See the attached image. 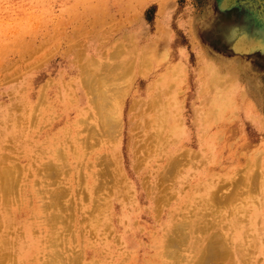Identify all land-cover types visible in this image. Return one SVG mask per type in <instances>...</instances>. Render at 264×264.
Here are the masks:
<instances>
[{"label": "rangeland", "instance_id": "obj_1", "mask_svg": "<svg viewBox=\"0 0 264 264\" xmlns=\"http://www.w3.org/2000/svg\"><path fill=\"white\" fill-rule=\"evenodd\" d=\"M10 1L0 0L1 33L10 32V37L15 30L11 27L23 23L39 26V33L29 29L31 35L54 34L44 44L41 37L36 40L34 58L24 56L29 60L5 72L0 68V164L11 168L14 180L18 176L14 190L0 192V210L7 212L0 218V236L12 244L11 254L17 258L12 261L199 264L200 253L184 240L178 256L166 254L171 249L165 245L170 228L166 215L172 212L171 226L182 234L203 241L218 234L219 257L205 264H264V0ZM224 15L234 26L233 48L218 32L217 22ZM96 16L102 20L100 30L84 29ZM76 28L80 34L72 48L67 38ZM1 33L0 49L12 43ZM132 46L147 57L143 74L129 56ZM76 48L93 54L92 64L79 68L72 60ZM16 60L17 54L5 59L6 64ZM177 64L179 73L159 97L157 78L169 70L172 74ZM113 74L128 90L125 114L134 98L145 113L135 118L132 146L126 122L120 139L112 141L90 130L99 128V122L86 107L85 82L96 79L92 83L102 88ZM227 93H233L232 101L225 104ZM163 102L174 113L178 136L163 120L162 126L152 127L148 139L140 122L150 120V111L166 116ZM77 118L83 123L77 125ZM197 123L201 146L194 135ZM109 145L110 152L104 149ZM170 156L176 163L166 160ZM227 157L238 162L226 165ZM130 158H138L137 168ZM155 196L160 198L159 220L152 212ZM47 203L51 205L26 227L11 223L22 205L42 209ZM51 212L57 216L53 220L48 219ZM55 229L59 235H53ZM76 231L83 234L79 240L73 237ZM18 239L28 240L35 253L23 263L14 246ZM50 245L60 253L56 263L52 258L47 262ZM77 254L81 261L75 262Z\"/></svg>", "mask_w": 264, "mask_h": 264}, {"label": "bare ground", "instance_id": "obj_2", "mask_svg": "<svg viewBox=\"0 0 264 264\" xmlns=\"http://www.w3.org/2000/svg\"><path fill=\"white\" fill-rule=\"evenodd\" d=\"M36 1L39 3L41 0H36ZM36 1H34V2H36ZM33 7H34V5H33ZM88 10H89L90 13L94 12L93 8H89ZM62 21L63 20L56 21L55 23H53L52 26L53 25L54 26H53V28H50V31L53 32L55 30V28H56L55 25L60 24ZM101 21L102 20L100 18H98L97 16L96 17H92L91 19L87 20V23L85 24L84 29L100 30ZM34 23H36V22H34ZM22 24H19L17 26L13 25L11 27V29H15V30L12 31V33H11L12 35L10 37H9V33L10 32L9 33H3V32L1 33L0 32L1 34H5L8 38H10L12 40V43H7V45L4 46V48L0 49V61H1V64L3 63L0 66V68L4 72H5V70L7 68H13V67L17 66L18 64H21L24 60L25 61L29 60V59L25 58L24 56H28L29 58H34V56H32V55L35 54L37 52V50H38V46H36L35 42H36V40L39 37H41V39H40L41 44L46 43L48 40H54V34H51V32H48L47 34H44V35H42V34H40V35H37V34L36 35H31V34H29V29H31V31H35V32L39 33V31L36 30V29L39 28L38 25H36L35 27H32V25L31 26H29V25L21 26ZM217 27H218V32L220 33V36L222 37V39H221L222 42H227L228 46L233 48L232 47L233 45H231L232 44L231 43V35H232L231 32L234 31L233 23L228 19V17H226V15H224V16L219 18V21L217 22ZM79 32H80L79 29L76 28V30L72 32V34L69 36V38H67V42L72 43L71 44L72 48L75 47L73 42H75V40L79 37V34H80ZM260 36L261 35H259V37ZM27 37H28V39H27ZM30 39H33V40H30ZM93 39H96V38L93 37ZM260 39H261V41L264 40V34L261 36ZM55 42H57V41L55 40ZM230 50H233V49H230ZM72 52L74 54V58L72 60H73V62L76 60V62L78 63L77 65L80 66L79 68H83V69L86 68L89 64H92L91 62L94 60V58H93L94 55L93 54H87V52L82 51V50L79 51L77 48L73 49ZM142 52L143 51L141 49L135 48L133 46L128 51V53H130L129 56H130L131 60L137 61V64L139 65V67H138L139 69L136 70L137 73H139V74L145 73L142 70L141 66H143L144 63L146 64L145 61L147 59V57ZM10 54H17V60H16V62H9V64H6L7 62L5 61V59ZM112 54L113 53H111L110 56H112ZM115 55H116V53H115ZM235 56H239V55L238 54L233 55V57H235ZM80 59L83 61L81 64H80ZM18 62H20V63H18ZM218 64L222 65L223 62L218 60ZM26 65H28V64L24 63V66H26ZM177 65L173 67L172 74L170 73V70H169L168 74L165 73L161 77L157 78L156 82H157V86H158V89H159L157 95L159 97L164 95V91H165L166 86L168 87L170 82L174 79L175 75L179 73V70L181 68L179 67V65L178 66ZM216 66L220 67L218 65H216ZM110 70L112 71V69H110ZM110 70H109V72H111ZM113 72H115V71L113 70L111 73H113ZM210 72H216V69H214L213 71H209V73ZM89 75H87V76H89ZM113 75H112V77L110 76L111 78L108 77L109 79L106 78V79H108L107 82H109V83H106V81H104L105 78L102 79V81H104V83H106L105 85L102 86V88L100 86L97 88L96 85L94 83H92L96 79L93 80L92 82H90V81H86L85 82V86H86V89H87V96H88L87 97L88 105L86 107H87V109L88 108L90 109V112H91V109H92L93 114H94V118H97V120L99 122V128H92L91 127L90 130H94L95 132H92V131H90V132L95 133L97 136H102L101 137L102 139L104 138V136H106L107 140H110V141L115 140V139H120V135L124 131V126H125V122H126V123H128V132H129V136H130L129 141H130V144L132 146V144L134 143V137L132 136L133 134L131 135V132L134 129L133 125L137 124L135 118L136 117L141 118L142 116L144 118L145 117V113H144L143 110L139 109V107L137 106L139 101L137 100V98H134L129 103L128 113L125 114V110L124 109H125V105L127 103L126 96L128 94V90H126L125 88L122 89L123 87H121V85H120V77L115 75V74H113ZM213 75L217 76L216 74H213ZM92 76H93V74H92ZM205 76L207 77V72H205ZM7 77H8V74H7ZM9 78H10V76H9ZM86 78L88 79L89 77H86ZM97 82H99V81H97ZM232 95H233V93H227L228 99L224 100L222 102H224L225 104L227 102H231L232 101L231 100V96ZM221 100H223V99L221 98ZM80 102H81V100L78 99L77 102H76V105L74 107V110L77 113H78V111L81 110L80 109V105H81ZM163 103H164V108H166L165 110L168 112L166 116H163V114H160L159 117H158L157 116L158 113H156V112L153 113L152 111H150L148 113V116L150 117V120L147 123L140 122V124L142 125L141 128L146 131V136H147L148 139H150L151 136H152V131H151L152 127H154L155 125L157 127L162 126L163 125L162 124L163 120L165 121L166 125H167L166 121L168 122L169 126L172 128V131L178 136L179 126L175 123L176 122V118H173L174 117V113L172 112V110H169L167 108V107H169L168 106V102H163ZM142 104H143V102H142ZM248 104L250 105V102ZM152 105H153V103H152ZM155 105H157V104H155ZM68 107H69V109L71 108V106L69 104H68ZM152 109H154V108H152ZM160 109H162V108H160ZM63 110L66 111L67 109H65V107H64ZM9 116H10V114H7L5 117H9ZM214 117H216V116L213 115V118ZM81 122H82L81 118L80 119L79 118L76 119V124L77 123L79 124ZM2 124L3 123H1V125ZM173 124H175L174 127H173ZM194 127H195L194 135H196V139H197L198 145L201 146V139H200L201 138V132L200 131H202V130L199 129L200 125L198 123ZM165 128H166V126H165ZM165 128L163 129L164 131H165ZM15 131H17V130H15ZM164 131H162L163 134L165 133ZM156 133H157L158 136L161 135V133L158 132V131H156ZM7 142H10V141H7ZM179 142H180V140L178 139L177 143H175L176 146H178ZM189 143H191V142H189ZM189 143H188V145H189ZM183 145H184V143H183ZM104 149L106 151L110 152L111 146L109 145L108 147H106ZM11 150H13V149H11ZM60 152H61V150H60ZM145 153H146V151H145ZM76 157L78 158L79 155H77ZM103 157H105V156H103ZM254 158H255V156H254ZM174 159H175L174 156H170V157L166 158L167 161L168 160L171 161V160H174ZM105 160H106V158L102 159V161H105ZM130 161H131L132 167L137 164L136 165V168H137V166H138V158H137V160L135 159V161H134V158H132V159L130 158ZM223 162H225L226 165H231V164L232 165H236L235 162H238V159L233 158V157H227V158L224 159ZM172 163H173V161L171 162V165H172ZM175 163H176V161H175ZM19 166H20V164H19ZM17 178H18V176H17ZM200 178L201 177H198V179H200ZM15 180L13 178V173H12L11 168L9 166H7V165H4V164L1 165L0 164V192L2 194H4V195H7L12 190H14L12 187H13V184H14ZM57 191L60 192V190H57ZM61 191H62L61 193L58 192L60 195L64 192V189H62ZM58 193H55L54 195L57 196ZM50 197H52V194H50ZM153 202H154L155 205L152 208V212L154 214V217L159 220L157 214H158V211H159L160 198L158 196H155L153 198ZM34 203L35 202L33 201V204ZM42 205H43L41 207L42 209H40L38 206H36V207L29 206V205L27 206V204H26V206L22 205L21 209L13 217L11 223L22 224L24 227H26L27 226V222L29 220H33L34 218H36L39 215V213L42 212L43 208H48V206H50L51 204L47 203V204H42ZM170 206H171V204H170ZM174 208H176V206ZM5 215L7 216V212L5 213L2 210H0V218H3V216H5ZM55 216H56V214L51 212L49 214V216H48V219L53 220ZM172 216H173L172 212H169L166 215V220H168L169 224H170L169 231H168V226H167L168 224L166 223L164 225V228L167 226V231L165 232L166 233V235H165L166 244L165 245H167V247L171 248V249H168V253H166L168 255V257H172V254H173L174 257L178 256L177 247H179V245L181 244L180 242L182 240H184L185 244L193 246V249L195 250V252H199L200 253V254L197 255L198 258H200V262L198 261L199 264H205L206 262L209 263V260H212L213 258H215L214 260H216V258L219 257L221 241L217 238L218 234L217 235H213V233H211V235L208 236L206 239H204V241L201 240V239L192 238L189 235L182 234L181 230H178L179 228H176L175 225H174V229H173V227L171 226V222L173 221ZM183 228H185V227L183 226L182 229ZM52 231H53L52 232L53 235H59V233H60V231H58V229H55V230H52ZM82 235L83 234L80 231H76L73 237L75 239L79 240V238ZM14 242H16V243H14V246L20 252V255H22L21 256V262L22 263L27 259L26 256L31 257V255H35V253H33L31 243H29L28 240L25 243L20 241L19 239L17 241H14ZM11 248H12V244H11V242L8 241V238H6V237L4 238L3 236H0V264H4V262L7 261V260H11L12 261V259H14V258L17 260L16 255L15 254L14 255L11 254ZM49 249L52 250V253L49 254V255H52V257H50L49 260H47V262H49L50 259L52 258V260L54 261L53 263H56L57 257L60 256V253H59L58 250H56V246H54V245H52V246L50 245ZM84 251H85V255L89 252L87 249H85ZM93 251H94V249H93ZM44 255L47 256V254L45 252L43 254V257H45ZM159 255H160V253H158V256ZM42 258L40 257V263L43 261ZM45 259H46V257H45ZM80 259H81L80 254H77V255L74 256V261L75 262H78V260H80ZM9 264H16V263L12 261Z\"/></svg>", "mask_w": 264, "mask_h": 264}]
</instances>
